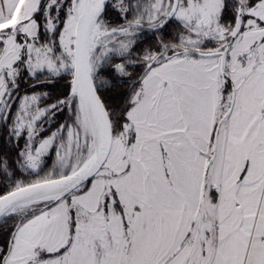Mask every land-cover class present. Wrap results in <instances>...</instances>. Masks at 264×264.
I'll list each match as a JSON object with an SVG mask.
<instances>
[{"label":"snow or ice","instance_id":"1","mask_svg":"<svg viewBox=\"0 0 264 264\" xmlns=\"http://www.w3.org/2000/svg\"><path fill=\"white\" fill-rule=\"evenodd\" d=\"M0 264H264V0H0Z\"/></svg>","mask_w":264,"mask_h":264}]
</instances>
